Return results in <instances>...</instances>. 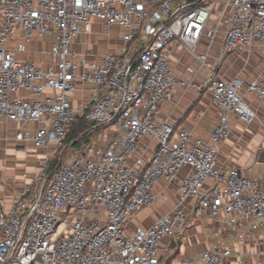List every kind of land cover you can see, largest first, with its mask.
<instances>
[{
    "label": "built area",
    "instance_id": "built-area-1",
    "mask_svg": "<svg viewBox=\"0 0 264 264\" xmlns=\"http://www.w3.org/2000/svg\"><path fill=\"white\" fill-rule=\"evenodd\" d=\"M228 4L233 13L220 54L264 42V0ZM212 9L208 0H0V118L37 124L33 135L18 131L17 141L59 151L82 115L112 129L103 139L73 146L52 173L55 154L48 153L11 208L0 198V264H160L161 242L185 227L186 212L177 208L133 234L126 233V221L154 203L159 180L173 183L180 176L178 190L193 199L194 215L241 220L247 232L261 235L264 255V182L237 167H217L230 116L245 123L256 117L239 92L243 80L211 75L212 101L221 114L207 143L167 121L157 123L162 103L181 84L169 47L183 44L205 64L207 55L195 49ZM94 20L107 31L127 29L119 53L99 57L73 49ZM35 36L50 39L46 65L15 55ZM79 80L92 85L80 111L73 105ZM247 91L264 101V82H250ZM146 136L157 142L149 157L138 155ZM185 167L190 172L183 173ZM229 255L230 249L213 248L202 252L201 264H223ZM238 264H264V258Z\"/></svg>",
    "mask_w": 264,
    "mask_h": 264
},
{
    "label": "crops",
    "instance_id": "crops-1",
    "mask_svg": "<svg viewBox=\"0 0 264 264\" xmlns=\"http://www.w3.org/2000/svg\"><path fill=\"white\" fill-rule=\"evenodd\" d=\"M208 1L213 4V9L206 32L195 49L197 55H207L206 63L200 62L183 44L170 45L171 69L181 84L176 85L171 96L162 103L161 115L157 123L167 121L176 131L186 129L192 133L195 140L200 139L203 143H207L221 114V109L212 101L210 77L213 73L225 79L240 77L243 85L239 92L255 110L256 117L253 122L245 123L235 114L230 116L231 133L219 146L217 167L221 170L237 167L247 175L264 182V175L257 176L250 172L251 165L259 161V153L264 149V101L247 91L250 82L254 80L264 82V42L258 41L240 46L221 55L220 50L226 29L230 24L233 7L228 4V0ZM94 30H97L96 33H102L105 30L103 23L94 20L91 30L83 32L91 37L90 47L80 43V34L73 42V49L83 53L93 50L99 57L106 53L121 51L122 35L126 32V28L118 25L111 27L108 32L113 33V39H109L104 34L92 36ZM213 30L216 31L210 36L209 31ZM49 50L50 39L35 36L27 42L25 52H15V55L21 60L32 59L46 65L51 61ZM19 94L34 98L28 91L22 90ZM46 94L52 95L55 91L48 90ZM91 97L92 85L77 81V91L73 96L74 107L79 111L82 110ZM28 124L0 118V141L4 137L10 140L5 149H2L3 143L0 142V198L6 209L12 207L13 200L20 197L33 180L39 170L36 163H42L48 153L55 154L57 151L55 145L42 149L37 148L32 142L27 143L25 147L17 141V132L27 130ZM146 137L149 138L142 139L141 150L138 153L143 157H149L157 147L155 139ZM98 138L103 139V136ZM25 148L28 150L27 153L24 152ZM190 170L189 167H185L183 173H188ZM180 178L181 176L173 183L165 179L157 182L154 203L127 219V234L149 228L162 216L182 208L187 214L186 225L174 238L167 237L162 240L159 248L160 264H201L202 252L213 248L231 250V255L224 257L223 264H238L241 259L246 262H256L264 258L261 235L247 232L241 220L231 222L225 215L220 217L194 215L193 199L182 198L178 190ZM210 184L211 182L208 181L206 185Z\"/></svg>",
    "mask_w": 264,
    "mask_h": 264
},
{
    "label": "trees",
    "instance_id": "trees-1",
    "mask_svg": "<svg viewBox=\"0 0 264 264\" xmlns=\"http://www.w3.org/2000/svg\"><path fill=\"white\" fill-rule=\"evenodd\" d=\"M103 126L107 125L90 122L85 118L84 115H82L77 121V123L74 125V127L69 131L68 137L63 147L55 153L51 163L50 173L57 169V167L62 163V161H64L66 155L73 146L85 145L83 138L91 133L93 135L99 134L100 132L98 131V128Z\"/></svg>",
    "mask_w": 264,
    "mask_h": 264
},
{
    "label": "rangeland",
    "instance_id": "rangeland-1",
    "mask_svg": "<svg viewBox=\"0 0 264 264\" xmlns=\"http://www.w3.org/2000/svg\"><path fill=\"white\" fill-rule=\"evenodd\" d=\"M197 1V0H196ZM96 31L97 30H94L91 34H92V36H94L95 34H104V35H106L109 39H113V33L112 32H108L107 30H104V31H106V32H102V33H96ZM80 43L82 44V45H86L87 47L89 46H91V37L90 36H86V34L85 33H81V39H80ZM40 44H41V42H40ZM11 47H12V49L14 50V44L12 43L11 44ZM99 52V51H98ZM107 52H110V51H107ZM14 129L16 128V127H13ZM35 129H36V124L34 123V122H31V123H29L28 124V132H29V134L30 135H33L34 133H35ZM105 129H108V127L107 126H103V127H100V128H98V131L100 132L99 134L100 135H104L103 134V132H104V130ZM108 131L109 132H112V129H108ZM102 136H100V137H102ZM104 138V137H103ZM145 138H149V137H145ZM98 139V136L97 135H93L92 133L91 134H89V135H86L84 138H83V141L85 142V145L86 144H90L93 140H97ZM151 139V138H150ZM1 143H3L2 144V149H5L6 147H8V145H9V143H10V140H7L5 137L4 138H2L1 139V141H0ZM24 152L25 153H27L28 152V150H27V148H25L24 149ZM28 154H30V153H28ZM37 164V166L40 168V166H41V163H36ZM37 167V168H38ZM250 172L253 174V175H257V176H263L264 175V161H257V162H254L253 163V165H251V169H250Z\"/></svg>",
    "mask_w": 264,
    "mask_h": 264
},
{
    "label": "water",
    "instance_id": "water-1",
    "mask_svg": "<svg viewBox=\"0 0 264 264\" xmlns=\"http://www.w3.org/2000/svg\"><path fill=\"white\" fill-rule=\"evenodd\" d=\"M259 161H264V149L259 153Z\"/></svg>",
    "mask_w": 264,
    "mask_h": 264
}]
</instances>
